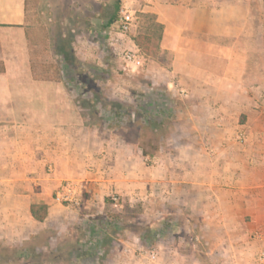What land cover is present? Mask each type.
<instances>
[{
	"label": "crops",
	"instance_id": "1",
	"mask_svg": "<svg viewBox=\"0 0 264 264\" xmlns=\"http://www.w3.org/2000/svg\"><path fill=\"white\" fill-rule=\"evenodd\" d=\"M125 6L162 26L163 59L148 56L155 88L144 97L159 105L155 130L167 134L151 157L139 141L88 126L64 81L35 73L27 0H0V244L42 235L58 208L53 190L65 179L88 178L119 190L130 205L137 201L159 225L195 227L189 237H160L154 264L246 260L261 247L252 232L264 230V0ZM35 203L48 206L43 221L30 214ZM138 240L119 239L124 250L107 251L106 264H145ZM99 254L90 264H104Z\"/></svg>",
	"mask_w": 264,
	"mask_h": 264
},
{
	"label": "rangeland",
	"instance_id": "2",
	"mask_svg": "<svg viewBox=\"0 0 264 264\" xmlns=\"http://www.w3.org/2000/svg\"><path fill=\"white\" fill-rule=\"evenodd\" d=\"M116 1L27 0L26 27L30 41L36 42L33 52L31 50V54L36 60V64L33 66L35 73H45L39 64L42 61L59 63L62 57L56 53L55 49L60 45L63 46L68 54L67 58L70 59L68 61L70 68L64 65L65 67L62 69V73L69 72L64 85L71 94L74 103L78 104L85 123L88 126L96 124L99 130L105 133V137L107 135L125 137L136 142L140 139L141 141L145 140L140 136V130L128 131L120 128L129 121L125 110L115 120L103 122L100 115L94 110L97 107L98 109H107L109 106L107 108L99 106L103 100L96 103H90L89 100L94 98L90 92L96 89L104 97L109 98V101L116 99L134 104L135 97L140 95L143 98L146 92L153 91L155 88L146 77L145 66L148 56L145 53L147 60L143 68L135 71L125 69L120 55L107 40L109 28L104 34L105 37H102L101 32L95 30L98 23H104L107 20ZM125 5L126 0H120L118 14L121 10H127L132 15L133 22L129 34L131 38L143 31L145 27L153 24L149 17L142 16L139 11L129 10ZM33 53L36 54V57ZM162 56L158 54V57L163 59ZM260 58L259 55V63L264 59L263 56ZM79 64L85 71L91 70L87 78L72 74L73 71H80ZM260 65H263L261 71L263 73L264 64ZM50 72L54 73L52 69ZM109 110L112 111L113 108ZM162 133L167 134L164 129ZM179 135H181V131L177 129L176 133L174 132L171 136V142H176ZM148 137H151L153 143L156 142L157 138L153 132H149ZM76 182L80 185L79 205L68 207L58 204V208L53 209L47 219L49 228L42 235L23 245L14 243L10 247L0 244V264H90V256L95 255L97 251L100 253L101 260L106 264L105 253L107 251L122 252L124 244L118 240L132 234L139 237V240L134 242L136 251L139 248H141L139 251L155 250L158 259V249L154 245L160 237L177 235L189 237L194 234L195 227H190L187 230V227L180 225L157 224L153 215L146 214L141 204L135 201L130 205L129 202L123 200L121 192L111 186L104 183L99 184V182L88 178ZM58 187L53 190L52 197ZM114 216L118 219L115 220ZM50 236L53 238L50 244L45 243L44 240ZM20 247L23 249L25 247L26 255L14 260L10 255L13 250ZM134 260L138 259L134 258ZM142 261L145 264H154L157 260L150 262L146 257L142 258Z\"/></svg>",
	"mask_w": 264,
	"mask_h": 264
},
{
	"label": "trees",
	"instance_id": "3",
	"mask_svg": "<svg viewBox=\"0 0 264 264\" xmlns=\"http://www.w3.org/2000/svg\"><path fill=\"white\" fill-rule=\"evenodd\" d=\"M119 9H120V0H117L114 3L113 10L109 14L107 20L104 23H98V25L95 26V30H98L99 32L103 34L102 37H105L104 34L106 33L107 29L110 27L111 23L117 18ZM141 15L145 17H149L153 21V24L151 26L145 27L143 31H140L136 35H134L132 37L133 41L135 45H137L141 49V51L145 53L147 56L157 57L158 54L160 53L158 42L161 36L162 26L161 24L155 21V18L152 14L144 13ZM85 22H87V20H85ZM56 48H57L55 49L56 53L62 57L61 61L56 64L43 63L40 65V68L43 71H45V73L57 76L61 78V80L66 81L67 80L66 76L69 74V72L67 71L65 73H62L63 72L62 69L63 67H65L64 65H67V68L68 67L70 68V64H68V61H70V59L67 58L68 54L66 53V49L63 46L61 47L60 45L59 47H56ZM78 67L80 68V71L79 72L73 71L72 74H77L78 77L82 75V77L87 78L88 73L91 70L85 71V69L81 67L80 64L78 65ZM3 69H4L3 64L0 61V72L3 71ZM50 69L54 71L53 74L50 72ZM94 70L95 69L93 68L92 71L94 72ZM78 81H80V79H78ZM90 95L94 96V98L89 99L90 103H94V102L96 103V102H100V100H103V102L100 103L101 105L99 106L103 108H107V106H109L107 109H98L97 107L94 110L97 114L100 115V119L103 122L104 121L110 122L112 120H115V118L124 110L127 112L129 121L124 127H120V128L127 129L128 131L135 130V129H138L141 131L140 136H142V138H145V140L141 141L140 139L139 146L144 156L151 157L154 155L156 151L159 150V147H160L159 138L163 133L160 130L159 131L155 130V123L157 124V121H158L157 116L155 115V107L159 105L158 104L155 105L154 100H149L145 97L142 98L139 95L138 97L134 98L135 100L134 104L124 103L116 99L109 101V98L104 97L102 93L96 89L92 90L90 92ZM110 108H113V110L112 111L109 110ZM108 110L110 111V113L108 112ZM140 116H141V120H140ZM131 119L132 121H130ZM144 121L146 122L145 125H144ZM149 132H153L154 136L157 138L156 142L153 143L151 141L152 140L151 137H148ZM29 211H30L31 216L35 220L43 221L47 217L48 206L43 203L31 204ZM113 218L115 220L118 219V217L116 216H114ZM160 231L163 232V230H160ZM29 241H25V242L27 243ZM44 241H46L45 243L48 244V240H44ZM25 242H22V245L25 244ZM9 246L12 247L11 245ZM6 249H10V248H6ZM25 255H26L25 247L24 249L20 247V248H16L15 250H13L12 255H10V257L12 256L14 260L15 259L17 260V258H22Z\"/></svg>",
	"mask_w": 264,
	"mask_h": 264
},
{
	"label": "built area",
	"instance_id": "4",
	"mask_svg": "<svg viewBox=\"0 0 264 264\" xmlns=\"http://www.w3.org/2000/svg\"><path fill=\"white\" fill-rule=\"evenodd\" d=\"M133 17L127 10H121L117 18L111 23L108 32V42L120 55V59L125 69L135 71L143 68L146 64L147 57L141 49L134 44L129 34L132 28ZM176 84V83H175ZM183 95L184 91L180 90ZM238 139H243V134H238ZM80 185L71 179L62 181L55 191L53 201L65 206H77L80 203ZM251 239L261 243V247L250 258L232 259L218 263L209 264H264V230H255L251 234ZM148 260L156 261L157 252L155 250H141Z\"/></svg>",
	"mask_w": 264,
	"mask_h": 264
}]
</instances>
